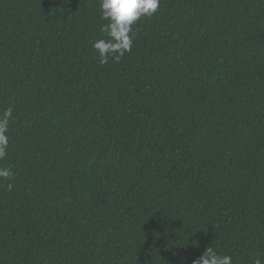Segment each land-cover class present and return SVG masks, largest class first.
I'll list each match as a JSON object with an SVG mask.
<instances>
[{
    "label": "trees",
    "instance_id": "1",
    "mask_svg": "<svg viewBox=\"0 0 264 264\" xmlns=\"http://www.w3.org/2000/svg\"><path fill=\"white\" fill-rule=\"evenodd\" d=\"M100 3L0 0V264L264 260V0H160L106 64Z\"/></svg>",
    "mask_w": 264,
    "mask_h": 264
},
{
    "label": "clouds",
    "instance_id": "2",
    "mask_svg": "<svg viewBox=\"0 0 264 264\" xmlns=\"http://www.w3.org/2000/svg\"><path fill=\"white\" fill-rule=\"evenodd\" d=\"M160 6V0H101L100 8L104 19L109 20L105 27L109 39H101L93 44L100 63L106 64L111 58L116 62L131 51L134 34L132 26L144 16L154 15ZM12 110L9 108L0 115V160L7 154L9 146V120ZM14 172L9 167H0V179L13 177ZM11 185H9V188ZM192 264H233L232 257L220 255L213 247L192 261ZM255 264H264V260L257 257Z\"/></svg>",
    "mask_w": 264,
    "mask_h": 264
}]
</instances>
